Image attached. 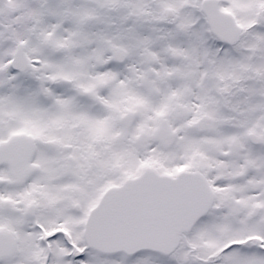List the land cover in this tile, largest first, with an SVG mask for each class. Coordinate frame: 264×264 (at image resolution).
Returning <instances> with one entry per match:
<instances>
[{
  "label": "snow or ice",
  "instance_id": "1",
  "mask_svg": "<svg viewBox=\"0 0 264 264\" xmlns=\"http://www.w3.org/2000/svg\"><path fill=\"white\" fill-rule=\"evenodd\" d=\"M0 264H264V0H0Z\"/></svg>",
  "mask_w": 264,
  "mask_h": 264
}]
</instances>
